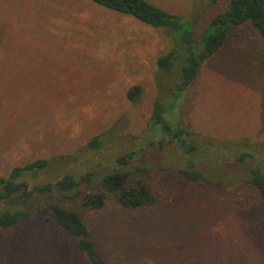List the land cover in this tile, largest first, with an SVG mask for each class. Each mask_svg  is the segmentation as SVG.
<instances>
[{
    "label": "rangeland",
    "instance_id": "rangeland-1",
    "mask_svg": "<svg viewBox=\"0 0 264 264\" xmlns=\"http://www.w3.org/2000/svg\"><path fill=\"white\" fill-rule=\"evenodd\" d=\"M149 1L198 35L227 0ZM171 45L165 31L88 0H0V176L39 158L55 161L22 177L29 186L69 170L98 175L136 150L117 168L148 185L151 205L123 209L109 195L102 208L83 210L77 198L51 197L80 214L104 259L264 264L262 207L245 183L254 163L233 161L239 151L264 158V43L248 24L233 29L179 104L181 126L205 148L195 166L208 182L179 175L185 157L173 145L144 142L153 101L169 97L175 78L157 65ZM133 86L140 93L131 100ZM94 136L96 149L88 147ZM47 217L34 212L0 230V264H89Z\"/></svg>",
    "mask_w": 264,
    "mask_h": 264
},
{
    "label": "trees",
    "instance_id": "trees-1",
    "mask_svg": "<svg viewBox=\"0 0 264 264\" xmlns=\"http://www.w3.org/2000/svg\"><path fill=\"white\" fill-rule=\"evenodd\" d=\"M88 1L161 29L171 40L170 48L157 58V65L159 71L167 75L175 74V78L168 88L169 97L164 100L157 95L153 101L144 142L146 146L157 149L173 145L185 157L184 165L177 169L179 175L191 182H208L195 166L206 154L205 148L190 131L181 126L178 107L200 65L221 48L233 29L248 24L264 43V0H227L224 8L210 18L198 35H195L190 21L165 11L149 0ZM206 1L216 4L219 0ZM139 93V86H133L127 95L133 100ZM98 146V138L92 137L88 147L96 149ZM137 153L132 150L118 155L111 161L113 166L98 175L88 169L69 170L54 183L47 181L32 186L22 177H36L51 166L55 158H39L13 167L6 177L0 176V230L17 227L34 212H46V219L74 240L89 264H116L100 255L80 214L75 209L51 200V197L56 192L63 199L77 198L83 210L102 208L109 195L123 209L151 205L154 197L148 185L142 180L130 182L129 172L117 168L126 166ZM247 160L254 165L248 167L245 183L254 187L259 195L264 235V169L259 165L264 164V158L258 159L251 152L241 151L233 156V161L237 163L242 164Z\"/></svg>",
    "mask_w": 264,
    "mask_h": 264
}]
</instances>
